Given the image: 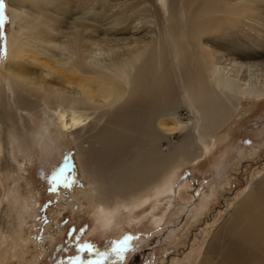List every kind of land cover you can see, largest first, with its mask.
Returning <instances> with one entry per match:
<instances>
[{
    "label": "bare ground",
    "instance_id": "6f19581e",
    "mask_svg": "<svg viewBox=\"0 0 264 264\" xmlns=\"http://www.w3.org/2000/svg\"><path fill=\"white\" fill-rule=\"evenodd\" d=\"M76 1L84 7L87 0H9L14 27L9 37L10 54L3 63L10 81H4L0 72V156L22 136L36 139L33 125L41 130L54 126L78 141L79 158L88 171L83 162L88 151L81 149L79 141L87 129L84 126L91 124L98 129L95 139L105 155L92 151L88 158L94 156L95 166L112 162L111 171H89L95 175L91 180L97 184L105 221L112 223L110 218L120 214L116 206L131 210L171 192L172 176L165 173L179 163L192 164L209 155L215 133L238 114L245 98L264 95V39L260 42L254 36L258 32L254 24L260 25L264 16V0H139L131 3L141 9L133 7L136 15L129 25L117 29L121 36L129 29L120 39L108 34L91 37L84 19L63 29L68 11L63 10L62 17L54 10ZM155 22L162 34L158 39L152 34L156 30L148 27ZM60 40L65 41L63 46L57 43ZM31 53L35 56H28ZM101 55L109 61L101 60ZM36 56L57 65V72L48 70L43 77L33 73L26 64L32 59L39 63ZM182 103L199 117L204 111V123L196 118L198 121L191 123L193 116L189 121L179 119L174 106ZM204 124L208 131L201 129ZM190 127L198 136L193 143L196 153H191L186 143L171 154L163 153L159 148L163 139L157 134L173 135ZM10 167L8 159H0V171ZM261 175L262 170L253 179ZM257 182L264 185V178ZM188 187L186 183L179 192L183 200L190 198L185 193ZM253 191L235 211L233 208L231 218L211 239L206 260L264 264V187L258 194ZM132 196L133 200L125 202ZM207 206L204 203L201 210ZM14 213L4 203L0 227L5 235L9 236L11 228L21 232L24 216L19 210ZM162 223L163 217L154 225Z\"/></svg>",
    "mask_w": 264,
    "mask_h": 264
},
{
    "label": "rangeland",
    "instance_id": "374dc122",
    "mask_svg": "<svg viewBox=\"0 0 264 264\" xmlns=\"http://www.w3.org/2000/svg\"><path fill=\"white\" fill-rule=\"evenodd\" d=\"M88 1L90 0L84 2V7L77 5L76 1L68 4V7L59 5L60 10H54L61 16L63 10L68 11L67 17L62 16L65 24L63 29L65 26L71 27L72 23L77 25L80 19H84V24L91 30V37L98 39L108 34L109 37L117 36L116 39L125 38L129 29L122 36V31H118L126 28L130 18L136 15L133 13L134 8L137 11L141 9V6L131 5L138 4L139 0L129 3L125 0H91L93 4ZM0 3L4 5L5 17L4 23L0 24V72L4 81L8 82L9 76L3 63L10 54L9 37L13 33L14 24L9 0H0ZM116 3L120 7H114ZM49 13L54 14L52 11ZM151 19L152 17L149 18ZM259 22L262 26L254 24L258 29L254 36L261 42L264 39V16ZM149 26L154 28L149 31L156 30L157 34H152L157 39L162 36L157 30L156 22ZM61 40L57 43L63 46L65 41ZM54 52L57 55L60 53L58 50ZM263 52L264 49L261 55H264ZM61 54L66 55H59ZM104 55H101V60L109 61ZM28 56L34 57L35 54ZM35 58L39 63L32 59L26 64L33 73L37 71L43 77L48 70L57 72V65L51 64L47 58ZM177 105L174 110L179 119L189 121L193 116L194 122L191 123L198 120L201 121L200 124L204 123V111L199 117L186 103H182L180 107ZM228 107L231 114V103ZM237 110L238 114L215 133L214 141H210L209 155L201 157L198 163H179L173 169L174 172L172 170L165 173L172 176L171 192L150 199L131 210L116 206V211L121 215L116 214L115 218H110L112 223L105 221V208L97 198V184L91 180L95 175H89L91 170L111 171L112 167V162L106 166L103 165L104 162H100L102 166H95L97 160L92 159L94 156H90L93 162L88 158L94 152L105 155L104 151L100 153L104 147L95 139L98 129L94 130L87 123L84 126L87 129L82 132V139L79 141L80 147L83 146L81 149L86 153L88 151L87 156L85 152L83 154V158H88L87 161L86 158L83 159V162L90 170L85 171L79 158L78 141L70 133H63L54 126L49 130H41L39 126L33 125L35 141L31 140V136H22V140L12 144L9 151L4 149L0 156L1 160L8 159L11 165L10 171H0V210L5 203L7 209L15 212V215L19 210L24 216L21 232L18 234L11 228L9 236L5 235L0 227V264H89L96 260L94 252L81 251L82 245H92L96 252H108L109 256L103 264H200L202 261L204 264H214V261L206 260L205 257L211 239L231 218L235 206L238 208L252 190L254 194H258L264 187L263 183L257 182L264 178V95L257 98L246 97ZM191 127L173 135L157 134L163 139L159 148L162 147L163 153L171 154L186 143L191 153H196L197 146L193 143L198 136L192 134ZM207 128L204 124L201 129L205 132L208 131ZM98 159L101 160L100 156ZM61 169L65 173L61 184L66 187L59 184L57 190L53 191L52 177ZM260 170L261 179L254 180L253 175ZM186 183L189 187L185 189V193L190 198L183 200L179 192ZM5 198H9V202ZM133 199L134 196L129 197L125 202ZM204 203L208 206L201 210ZM161 217L163 223L160 226L154 225L155 220ZM128 237L131 239L123 255H112L115 243ZM77 257L80 259L77 260Z\"/></svg>",
    "mask_w": 264,
    "mask_h": 264
},
{
    "label": "snow or ice",
    "instance_id": "6c2138e0",
    "mask_svg": "<svg viewBox=\"0 0 264 264\" xmlns=\"http://www.w3.org/2000/svg\"><path fill=\"white\" fill-rule=\"evenodd\" d=\"M3 8H4L3 3H0V24H3L4 20H5V17L3 15ZM64 175H65L64 170L61 169L56 175H54L52 177V190L53 191H56L58 185L63 182ZM130 239H131V237H128L123 241L116 242L115 245L113 246L112 250H111V254L115 255L117 257H121L123 255L124 251L126 250ZM81 251H87L90 253H92V252L95 253L97 259L94 261H90L89 264H103V262L109 256L108 252H96L92 245H82ZM76 259L79 260L80 258L77 257Z\"/></svg>",
    "mask_w": 264,
    "mask_h": 264
},
{
    "label": "water",
    "instance_id": "95a60500",
    "mask_svg": "<svg viewBox=\"0 0 264 264\" xmlns=\"http://www.w3.org/2000/svg\"><path fill=\"white\" fill-rule=\"evenodd\" d=\"M61 186H62V187H66V185H65V184H61ZM68 187H69V186H68Z\"/></svg>",
    "mask_w": 264,
    "mask_h": 264
}]
</instances>
